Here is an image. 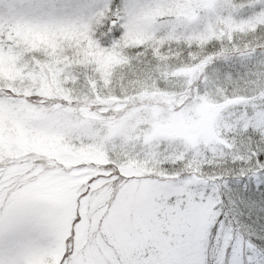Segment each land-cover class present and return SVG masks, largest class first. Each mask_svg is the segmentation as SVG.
Wrapping results in <instances>:
<instances>
[{
  "label": "snow or ice",
  "instance_id": "snow-or-ice-1",
  "mask_svg": "<svg viewBox=\"0 0 264 264\" xmlns=\"http://www.w3.org/2000/svg\"><path fill=\"white\" fill-rule=\"evenodd\" d=\"M0 264H264V0H0Z\"/></svg>",
  "mask_w": 264,
  "mask_h": 264
}]
</instances>
